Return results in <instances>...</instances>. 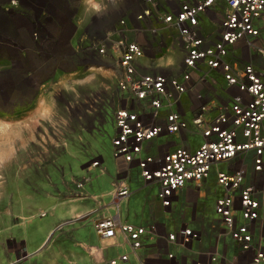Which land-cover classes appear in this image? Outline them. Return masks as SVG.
<instances>
[{"label":"built area","instance_id":"2783aa9c","mask_svg":"<svg viewBox=\"0 0 264 264\" xmlns=\"http://www.w3.org/2000/svg\"><path fill=\"white\" fill-rule=\"evenodd\" d=\"M95 1L80 17L72 6L68 19L78 31L72 73L98 82L74 106L98 128L107 112L112 127L115 178L108 202L87 215L97 238L151 250L143 264H178V251L180 264H264V0ZM43 38L39 29L38 58ZM89 159L79 188L93 171L108 173L104 156ZM135 179L154 191L163 220L122 219ZM212 180L222 190L213 219L193 211L165 223L179 199L195 209L212 196ZM207 227L213 243L203 248Z\"/></svg>","mask_w":264,"mask_h":264},{"label":"rangeland","instance_id":"374dc122","mask_svg":"<svg viewBox=\"0 0 264 264\" xmlns=\"http://www.w3.org/2000/svg\"><path fill=\"white\" fill-rule=\"evenodd\" d=\"M88 1L0 0V264H109L116 254L101 250L87 217L95 208L78 187L84 163L109 151L98 121L74 106L75 93L98 87L72 73L78 31L68 13L74 6L72 16H82ZM39 29L46 54L38 58Z\"/></svg>","mask_w":264,"mask_h":264},{"label":"crops","instance_id":"0c3cea01","mask_svg":"<svg viewBox=\"0 0 264 264\" xmlns=\"http://www.w3.org/2000/svg\"><path fill=\"white\" fill-rule=\"evenodd\" d=\"M98 130L102 132L101 128H98ZM111 133H112V127L110 128V131H108L107 135H102V136L107 137L109 140ZM109 146L110 144H108V147ZM108 149H109L108 154L105 152V156L104 154H102L101 152L99 153L98 151V154H101L102 156H104L107 161L106 167H107L108 173L100 174L98 171L94 172V174L92 175L94 177H91L90 181L84 186L85 192L87 194L85 202H88L86 208H88L87 210L89 211L92 208H95V209L99 208L100 203L102 202L103 203L108 202L107 194H109V191L111 190L112 183L115 178V169L109 158L110 148ZM133 187L135 188L134 195L127 202V205L125 204L124 205L125 207L123 206L121 209L122 219H125L129 223H132L138 226H146L151 221L159 217L161 220H163V218L158 212V209L155 206H153V203H152L151 195H153L154 191L151 189L145 188L144 185L140 181H137V179L134 180ZM211 188H212V196L205 198V199L203 198L200 199L196 203L195 209H191L188 206H185L183 203L181 204L180 199H179L177 206L174 209V212L172 214V222L165 221V223H167V225L170 227L171 225L174 227L179 226L181 222L186 221L191 217L193 211L196 213V216L200 217L201 219L207 218L208 221L210 219H213L215 217L214 203H215L216 198L222 194V190L220 187H218L215 184V181L213 180L211 182ZM93 197H96L95 199H98V200H95ZM206 207H208L209 210H207ZM75 208H76L75 206H72L73 215L76 213V211H78V209L75 210ZM91 226H92V223H91ZM93 232H94V229H93ZM212 235H213L212 230H209V228L207 227L206 235H205V244L203 248H209L212 245L213 243ZM228 246L234 249L231 243L230 244L228 243ZM226 247H227L226 245H223L221 247V250L225 252ZM109 248L116 252L115 256L111 257L110 260L117 258L122 254H127L128 252L130 256H129V261L127 262V264L128 263L129 264H143L142 263L143 258L149 261L153 257V254H154L151 250H139L135 252L131 250L130 247L128 248L125 246H117L114 244L113 241L108 245V249ZM232 251H234L233 253H235V249ZM177 257H178V264H180V251H178Z\"/></svg>","mask_w":264,"mask_h":264},{"label":"bare ground","instance_id":"6f19581e","mask_svg":"<svg viewBox=\"0 0 264 264\" xmlns=\"http://www.w3.org/2000/svg\"><path fill=\"white\" fill-rule=\"evenodd\" d=\"M18 2H20V3H22L23 2V0H17ZM39 24V23H38ZM38 25H36V27H37ZM45 39H46V37H44L43 38V41H45ZM34 41H35V43H36V40L34 39ZM6 43V42H5ZM4 43V44H5ZM4 46V45H3ZM5 47V46H4ZM7 47H8V45H7ZM12 50H14L13 48H12ZM46 52V51H45ZM104 79V78H103ZM102 120V119H101ZM103 122H104V128L103 127H101V130H102V135H107L108 134V131H110V128H111V124H110V122H109V120H108V114H107V112H104V114H103ZM107 123L109 124L108 125V127H107ZM106 127L108 128V130H107V133H103L104 132V130L106 129ZM109 195V194H108ZM125 205V204H124ZM126 205H127V203H126ZM125 207V206H124ZM112 242V240H105L104 242H103V245L102 246H100V248H101V250H105V251H107L108 250V245L110 244ZM106 243H108V244H106ZM104 257L105 256H103V258H102V262H103V259H104Z\"/></svg>","mask_w":264,"mask_h":264},{"label":"clouds","instance_id":"9594fccd","mask_svg":"<svg viewBox=\"0 0 264 264\" xmlns=\"http://www.w3.org/2000/svg\"><path fill=\"white\" fill-rule=\"evenodd\" d=\"M93 7H94V9H95L96 11H99V10H100V6H99L98 4H94Z\"/></svg>","mask_w":264,"mask_h":264},{"label":"snow or ice","instance_id":"6c2138e0","mask_svg":"<svg viewBox=\"0 0 264 264\" xmlns=\"http://www.w3.org/2000/svg\"><path fill=\"white\" fill-rule=\"evenodd\" d=\"M209 2H211V0H209Z\"/></svg>","mask_w":264,"mask_h":264}]
</instances>
